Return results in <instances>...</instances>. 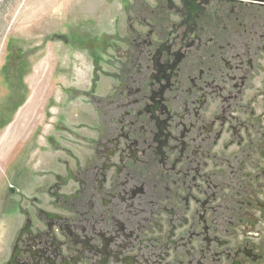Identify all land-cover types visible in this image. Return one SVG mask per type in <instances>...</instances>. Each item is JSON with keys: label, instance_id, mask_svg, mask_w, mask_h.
Listing matches in <instances>:
<instances>
[{"label": "flooded vegetation", "instance_id": "1", "mask_svg": "<svg viewBox=\"0 0 264 264\" xmlns=\"http://www.w3.org/2000/svg\"><path fill=\"white\" fill-rule=\"evenodd\" d=\"M127 21L121 70L8 186L0 264H264V0Z\"/></svg>", "mask_w": 264, "mask_h": 264}, {"label": "rangeland", "instance_id": "2", "mask_svg": "<svg viewBox=\"0 0 264 264\" xmlns=\"http://www.w3.org/2000/svg\"><path fill=\"white\" fill-rule=\"evenodd\" d=\"M146 1L0 0V259L3 205L19 195L8 186L27 184L63 125L84 117L87 93L121 70L128 16Z\"/></svg>", "mask_w": 264, "mask_h": 264}]
</instances>
